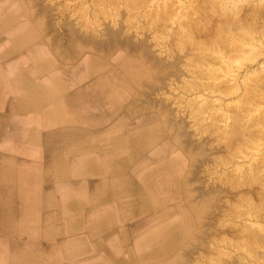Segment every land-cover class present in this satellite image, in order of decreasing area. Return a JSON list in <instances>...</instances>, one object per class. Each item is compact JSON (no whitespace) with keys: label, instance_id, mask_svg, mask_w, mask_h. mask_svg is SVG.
I'll list each match as a JSON object with an SVG mask.
<instances>
[{"label":"crops","instance_id":"obj_1","mask_svg":"<svg viewBox=\"0 0 264 264\" xmlns=\"http://www.w3.org/2000/svg\"><path fill=\"white\" fill-rule=\"evenodd\" d=\"M45 30L27 0H0V264H101L107 250L124 254L112 240L127 232L130 243L132 223L147 222L130 217L123 191L131 180L141 192L148 152L125 168L112 140L158 110L116 108L113 77L95 65L100 56L55 55Z\"/></svg>","mask_w":264,"mask_h":264},{"label":"rangeland","instance_id":"obj_2","mask_svg":"<svg viewBox=\"0 0 264 264\" xmlns=\"http://www.w3.org/2000/svg\"><path fill=\"white\" fill-rule=\"evenodd\" d=\"M28 1L30 3V6H33L34 9H37V11H39L41 13L42 12L45 13L44 21L47 23V27L49 26L50 27L49 29L52 30L51 34H52L53 43H54V40H55V42H58V44L61 42H64V43H61V45L63 44V48L66 47L65 44L67 41H69L68 38L70 39V37H74L75 35H76L75 39H73L74 42H76L77 39L83 35V33L90 35V37H93L92 35L94 34L95 38L99 37V39L101 41H103L106 39V36H108V37H110L111 35L118 36L121 33L118 37L121 39L129 40L131 42L130 45L132 44L131 46H133L132 51L134 50V52L139 54V55L143 54L140 57L142 58V56H143L144 60L143 59L142 60L144 61V64L146 66V70L144 72L139 73L137 75V78H135L133 80V83H131L132 88H133L132 91H134L139 86L138 89H139V91H142L143 97L146 99V101L151 100L150 102L154 104L153 107H157L162 113L164 112V114L167 115V118L169 119L168 123L170 122L169 128L173 129L175 131V133L176 132L178 134L180 133V136H179L180 141L183 140L182 142L185 144V146H187L188 151L192 152L193 157H195V160L193 161L194 166L192 165L191 167H194L192 169H193V171L195 170L194 172L196 174L194 173V175L190 178L189 183H190V186L193 185L192 188L194 189V191L195 190L197 191L198 187H199V190H201V191L202 190L206 191V189H207V191H209L210 188L215 190L213 195L216 199L213 198V200H214L215 204H217L216 207L217 206L218 207L216 209L214 208V210H213L215 215L211 219V223H212L211 225H212V230L214 228L215 229L219 228V229L215 230L217 232L210 235L211 239L212 240L215 239V241H211V239L209 240L210 237H208L207 238V240H208L207 249L201 250V251H199L200 253L195 254L194 258H195L196 264L198 263V260L201 262L199 264H210V261H211V264H215L216 262H214V259L212 258V256H215L216 254L218 255V252H221V250H222V253L224 251V253L227 256H228V254H229V256H233V257H235L237 255H240V256L243 255L242 251L244 252V250H241V249L239 250L236 247L234 248L228 242H227L228 244H224L220 240H221V236L224 233H226V232H223L224 231L223 229L225 228L226 222H228L227 228L229 226L232 227L234 222H237L235 224H238V223L241 224V222H245V223L249 224V222H250L248 219V217H249L248 208L250 205L249 204L250 203V201H249L250 200L249 199L250 193L249 192L246 193L247 191H239V190H241L240 189L241 187L244 189V185L243 186L240 185L241 186L240 187L239 182H238L241 180L240 176H241L242 172H245V169H247L248 162L250 163L253 161L254 158H255V160L257 158L258 162H256V163L259 164V171H262L259 173H264V170H263L264 169V167H263L264 166V163H263V161H264V145H263L264 144L263 143L264 142V134H263L264 131L263 130L264 129L261 128V126H264V123H262L261 125L257 123L258 124L257 125L255 123L252 124V122L250 121V119H251L250 117H253L252 115L253 114L255 115V112L260 110L264 113V102H263L264 101V66H263L264 60L261 62L260 58L262 57V53H258V52H260V50H261V52H263V50H264V11H263L264 0H190V1L189 0H144L145 2L142 0H139V2L142 1L139 3V4L142 3V6L138 5V2H136L135 0H114V1L113 0L112 1H110V0H96V1H94V0H45V2H44V0H38V1L37 0H31V1L28 0ZM40 1H43L41 3L44 5V7L40 3ZM257 7L259 10L257 9ZM170 8H172V9H170ZM219 8H221V9H219ZM254 8L257 11H259V13H256L257 11ZM226 10H227V12L229 11L231 13L230 14L228 12L227 17L229 18L228 15L230 14V16H231L230 19H232V20L234 18H235V20H237L239 17V14H242V15H240L243 17L242 24L246 21L244 23V26H242V24H241L242 28H240V27L235 28V29L231 28V26L229 25V23L227 21L228 18L223 17L224 15L222 12L226 11ZM159 11L162 12L164 15L167 14V16H165L166 17L165 19L163 18L164 15L162 13H160ZM191 11H193V12H191ZM48 13H50V14H48ZM144 13H146V14H144ZM190 13H192V14H190ZM232 13H233V16H232ZM161 14L163 16H161ZM244 14H245V16H244ZM255 14L258 17V19L256 16H254ZM259 14H260V16H259ZM41 16H43V15H41ZM192 17H193V19H192ZM222 18H224L227 22H225V20ZM56 20H57V22H55ZM64 20H66V22H64ZM221 20L224 22H222ZM68 21L71 23H69ZM190 23L193 25L198 23V25H199L198 26L196 24L198 27L197 31L199 30V33H198L199 37L198 38L200 40L199 39L198 40H199V42H202V45L198 47V52H201V53L197 59H196L195 55L199 54V53L197 52L196 49L195 50L192 49L194 47L190 48L189 45H192V44H190L191 43L190 41H189L190 43L188 41H186L187 37H185L187 31L190 30L189 29V27H191ZM246 23H247V25H245ZM258 23L263 24L262 30L259 31L260 33L257 32V34H256V32H255V35H254V33L251 34L252 32L251 33L249 32L250 33L249 34L248 31L246 32V30H244V28L248 29V30L249 29L252 30L251 26L258 24ZM60 24H62L61 27H60ZM71 24L73 25V27ZM104 24H106V25H104ZM221 24L222 25L224 24V25L222 26ZM227 24H228V26H227ZM249 24L251 26H249ZM55 25H57V26H55ZM65 25H67L68 27ZM202 25H203V27H202ZM58 26H59V28H58ZM62 26H64V27L62 28ZM83 26H84V28H83ZM226 26L228 27V29L226 28ZM110 27H112V28H110ZM200 27H202V28H200ZM223 27H225V28H223ZM65 28L67 29V31ZM202 29H203V31H201ZM204 30L205 31L209 30L208 34H205ZM240 31L242 34L243 33L246 34V38H244V39L239 38ZM73 32H74V34L72 35ZM70 33L72 36L69 35ZM96 33H98V35ZM106 33H109V34L106 36L103 35ZM181 34H183V36ZM210 35H212L211 38H210ZM215 35H216V37H215L216 39L214 38ZM219 35H221V36H219ZM114 36H111V37H114ZM174 36H177V38ZM122 37H124V38H122ZM202 37L208 39V40H205V41H207L205 44L203 43L205 41H203L204 39ZM212 37L214 40L212 39ZM218 37H222L223 39L221 40L219 38L220 39L219 40ZM257 38H258V40H257ZM134 40H136L137 44L135 43ZM223 40H225V41H223ZM244 40H246L247 42ZM143 42H145V43H143ZM208 42H210V44ZM188 43H189V45H187ZM142 45H144V46H142ZM227 45L229 47H227ZM234 45L235 46L237 45L238 47L240 45L239 48H241V49L236 50V47L234 48ZM87 46L88 45L83 46V48H79V50L82 52L83 50L86 49ZM259 47H260V49H259ZM226 48H229V49H226ZM255 48H256V50H255ZM111 49H115L117 51V48L115 46L111 47ZM202 50H204V52ZM241 50H243V51H241ZM190 51H192V52H190ZM194 52L196 54L193 55L192 53H194ZM230 52H231V56H232L233 52H235L232 57H230ZM86 53H87V50L85 52H83V54H86ZM121 53H124V52L122 51ZM227 53L229 54V57H228V55L226 56ZM204 54H206V55L204 56ZM235 54H237L238 56ZM254 55H256V56L258 55L259 57H256ZM157 57H159V58H157ZM194 57H195V59H194ZM146 58L155 67L154 72H152V70L150 68H147V66L149 64L147 63ZM219 59H221V60L219 61ZM255 59L257 60V63H256ZM189 60H191V62ZM165 61H166V63H165ZM251 63H253V64H251ZM174 65H175V67H174ZM256 66L258 67V69ZM157 67H158V69H157ZM245 67L246 68L248 67V68L246 69ZM249 67H250V70H249ZM195 68H197V69L195 70ZM199 69H200L201 73L199 72ZM178 70H180V71H178ZM158 71H159V73H158ZM173 71L176 73H174ZM194 71L200 73L199 74L200 76L197 75L198 73L195 75L196 72L194 73ZM210 71L213 74L212 76H211ZM220 73H222V74L219 75ZM257 73H258V75H257ZM234 74L236 77L237 76L238 77L235 78ZM240 74L242 75V77ZM246 75L249 76V78L247 77V79L250 81H248V80L243 81V80H245L244 78L246 77ZM154 76L157 80L154 78ZM220 76H221V78H220ZM228 76H230L231 79ZM217 78L219 80H217ZM160 79H162V80H160ZM193 79L197 80V81H195L194 84L191 81ZM227 79H229L228 82L225 81ZM253 79L259 82L258 83L259 86L262 85L259 88V92H258V90L250 91L249 86L251 87V84L252 83L254 84V82H256V81H252ZM198 80H199V82H198ZM210 80H211V82H210ZM230 80H231V84L229 82ZM190 81H191V83H190ZM223 81H224V83H223ZM232 81H233V83H232ZM213 82H214V84H212ZM216 82L219 85H221L223 83V85H221L222 87L217 85ZM157 83H159V84H157ZM199 83H201V84H199ZM239 83H240V85H239ZM246 83H248V84H246ZM209 84H210V86H209ZM224 84H226L227 86H224ZM205 85H207V86H205ZM194 86H195V88H194ZM215 86H216V90L214 88ZM217 86L221 87V89L218 88ZM146 87H148V88H146ZM204 87L206 89H204ZM150 88H151L152 92L150 91ZM188 88H190V89H188ZM242 88L243 89L245 88V89L243 90ZM200 89H202V90H200ZM222 89H223V91H222ZM224 89H226V90H224ZM218 90H221L222 92L218 91ZM147 91H148V93H147ZM208 91H211V92H208ZM225 91H227V93H225ZM149 92H151V93H149ZM249 92L250 93L254 92V93L249 94ZM259 93H260V95H259ZM241 94H243V95H241ZM260 96H262L263 99ZM129 97H133V95L130 94ZM235 97H239L238 99H241V102L243 101L242 104H240L241 102L237 103L238 100ZM255 97H257L258 100ZM254 98L256 99L257 102L254 101L255 100ZM189 99H192V100L189 101ZM158 100H159V102L157 104ZM229 100L230 101L232 100V101L229 102ZM234 100H237V101H234ZM259 100H261V101H259ZM244 101H246V102H244ZM251 101H252V104H251ZM232 102L234 104L237 103L239 106L236 104L234 105ZM225 103H226V108H225ZM202 104H203V106H202ZM207 104H209V105H207ZM230 105H233V107L232 106L230 107ZM250 105L252 106L250 109L251 111L249 110ZM246 106H247V109H246ZM160 107H161V109H160ZM199 107L200 108L204 107V108L200 109ZM198 108L200 110H198ZM233 108H234V110H233ZM164 109H165V111H163ZM242 109L244 111H242ZM252 109H254V110L252 111ZM218 111H220V112H218ZM248 111H249V113H248ZM233 112L241 113L242 114V115L240 114L241 116H244L246 114L244 117L240 116V119H241L240 122L242 124L243 131H244V134H242V135L239 134L240 137L237 136L238 133H236V135H234V133H233L232 136H230L228 133V130L231 127V125H230L231 120L230 119H232L233 116L235 115V113H233ZM222 113H223V115H222ZM213 114H214V116H213ZM218 114H219V116H218ZM228 114L231 117H229ZM201 116H203V117H201ZM214 118L217 120H215ZM228 121H229V123H228ZM209 124H211V125H209ZM246 124H248V125H246ZM218 125H219V127H218ZM179 127H180V129H179ZM253 128L255 129L254 131H252ZM218 130H220L219 132H221V136H220V133L217 134ZM258 130L262 133L263 136L261 135V133L259 135L256 132ZM214 131L216 134L214 133ZM165 134L168 135L167 133H165ZM227 136L229 138L232 137L233 140L236 141L235 144H234L233 140L232 141L228 140L227 142H224V140L226 138H228ZM164 138L167 139L168 136H164ZM186 138H187V140H186ZM166 139L160 140L158 138L157 139L158 141L156 140V142L154 141L153 143L149 144L146 147V149L148 150L150 155H151V152L155 149L156 145L161 144V142L162 143L166 142L167 141ZM194 140H196V142ZM262 140H263V142H261ZM222 141L224 144H221ZM190 142H191V144H190ZM254 142L256 144H254ZM200 143H202V144H200ZM196 144H198L197 146L199 148L201 147L200 150L198 149ZM251 144H252V146H251ZM260 144H262V145L259 148L258 146ZM219 145H221V146H219ZM256 145L259 149H257ZM188 146H190V147H188ZM247 147L249 148V151H248ZM237 148L238 149L240 148V150H238ZM230 149L232 152L230 151ZM242 150H243V152H242ZM174 151H176V150H172V155H175ZM245 151H247V152H245ZM244 152H245V154H244ZM250 152L256 153L257 155H251L252 153L250 154ZM223 153H225V154H223ZM247 154H249V155H247ZM259 154H261V155H259ZM228 156L229 157L231 156V158H229ZM262 158H263V160H262ZM152 163H153V161L151 160L150 165ZM150 165L148 163L147 167H149ZM242 167H244V168H242ZM236 170H238L240 173ZM227 173L229 176L226 175ZM154 175H151V176L153 177ZM222 175H223V178H222ZM225 177H226V179H225ZM221 178H222V180H221ZM262 180L263 181H260L259 185H256L257 189L255 192H253V193H255L258 200L261 199V200H259V202H261V203L264 202V200H263L264 199V197H263L264 196V189L262 191V187L264 188V185H261L262 182L264 184V178ZM199 182H200L201 187L199 185H197V183L199 184ZM223 182H224V184H223ZM233 183H235V184H233ZM230 184L232 186H229ZM207 187H209V188H207ZM245 187H246L245 190H247L246 185H245ZM175 188H177V187L175 186ZM227 188L228 189L230 188L231 192L234 194L231 196V198L222 199L221 198L222 193H219V192L220 191L222 192L223 190H225ZM236 188H238V189L236 190ZM216 190H217V192H216ZM198 191L195 193V195H197L196 196V203H197V200L200 202V199L202 198L200 196V195H202V193H200ZM235 193H237V194H235ZM256 193H259L260 195L256 194ZM246 194H248V198L245 197ZM180 198H181L180 194L179 195L177 194L175 197L170 195L169 200L166 204L169 206L172 204L173 205L179 204V203H181V202H179ZM245 198H246V200H244ZM231 199H233V200L235 199V201H233ZM257 199H255V200H257ZM193 201H195V200H193ZM232 201H233V203H232ZM238 201H240V203ZM247 201L249 203H247ZM229 203H231L232 205ZM262 204H264V203H262ZM262 204L259 205V208H258V212H260V213L257 212L258 218L260 217V219L257 218L253 222V225H254V227H256L257 232L261 231L259 233L260 235L263 233L261 238L264 239V236H263L264 235V221L262 220L263 218L261 219V217H264V205L262 206ZM225 205H226V207L228 206V208H230V214L229 215H228L227 211H225V212L222 211V209L226 208V207H224ZM242 205L244 208H242ZM172 206L168 207L167 209L164 208V210H162L161 212L166 211V210L173 211ZM237 208L239 210L241 208V210L244 211V213H246V211H247V214L245 215V217L242 216L243 217L242 218V217L236 216L237 218H235L233 211L237 210ZM260 209H262V210H260ZM231 211H232V213H231ZM157 212L160 213V210L158 209ZM238 218H240V219H238ZM228 220H230V221H228ZM223 225H224V227H223ZM218 231H220L221 233H219ZM226 234H227L226 235L227 237L229 235L232 237V239H233V236H236V237L238 236L237 234H229V233H226ZM217 235H218V237H217ZM213 236L214 237L216 236V237L214 238ZM261 238L259 240H256L255 242L253 241V246H255V249L257 250V253L259 254V256L264 255V244H263V240H261ZM212 243L215 244V246ZM257 244H258V246H257ZM230 246H232V247H230ZM208 251H209V253H208ZM215 252H216V254H215ZM213 253L215 255H212ZM230 254H232V255H230ZM207 255H208V257L206 258ZM244 255H245V252H244ZM260 257H262V256H260ZM207 259H209V262ZM192 262H193V264H195L194 260ZM242 262H245V260L243 259ZM224 264H237V263L226 262ZM239 264H242V263H239Z\"/></svg>","mask_w":264,"mask_h":264},{"label":"bare ground","instance_id":"obj_3","mask_svg":"<svg viewBox=\"0 0 264 264\" xmlns=\"http://www.w3.org/2000/svg\"><path fill=\"white\" fill-rule=\"evenodd\" d=\"M31 1V0H30ZM38 1V0H37ZM96 1V0H94ZM112 1V0H110ZM114 1V0H113ZM136 2H138V5L142 6V3L139 4L140 2L144 1H140L139 0H135ZM190 1V0H189ZM43 2V1H40V3ZM45 2V0H44ZM132 2V1H131ZM145 2V1H144ZM161 2V1H160ZM246 2V1H245ZM261 3V2H260ZM27 4L28 6H30V3L29 1L27 0ZM35 4V3H34ZM42 4V3H41ZM130 4V3H129ZM135 4V3H134ZM43 5V4H42ZM131 6V5H130ZM139 6V7H140ZM33 8V11L35 12V22L40 26V27H43L45 28L48 32H51L52 30H50L49 26L47 27V23L44 21L45 19V13H41L39 11H37V9H34L33 6H30ZM44 7V5H43ZM132 7V6H131ZM261 7V6H260ZM36 8V7H35ZM47 8V7H46ZM51 8V7H50ZM45 9V8H44ZM172 9V8H170ZM221 9V8H219ZM230 9V8H229ZM234 9V8H233ZM255 9V8H254ZM258 9V7H257ZM262 9V8H261ZM47 10V9H46ZM164 10V9H163ZM188 10V9H187ZM223 10V9H222ZM256 10V9H255ZM254 10V11H255ZM259 10V9H258ZM162 11V10H161ZM257 11V10H256ZM264 11V9H263ZM160 12V11H159ZM164 12V11H163ZM185 12V11H184ZM193 12V11H191ZM202 12V11H201ZM227 10L226 11H223V17H227V14L228 12ZM158 13V12H157ZM162 13V12H160ZM167 13V12H166ZM204 13V12H203ZM219 13V12H218ZM230 13V12H229ZM256 13H259V11H257ZM50 14V13H48ZM146 14V13H144ZM148 14V13H147ZM163 14V13H162ZM161 14V16H163ZM192 14V13H190ZM231 14V13H230ZM230 14L228 15L229 16V20L227 19L229 25L231 26V28L235 29V28H242V26H244V23L242 24L243 22V17L240 16L242 14H239V17L237 20H235V18L232 20L230 19ZM246 14V13H245ZM244 14V16H245ZM261 14V13H260ZM259 14V16H260ZM43 15V16H41ZM150 15V14H149ZM157 15V14H156ZM249 15V14H248ZM258 15V14H257ZM165 16H167V14L164 15V19L166 18ZM206 16V15H205ZM204 16V17H205ZM221 16V15H220ZM232 16H233V13H232ZM237 16V15H236ZM256 16V14L254 15ZM203 17V16H202ZM257 17V16H256ZM262 17V16H261ZM50 18V17H49ZM148 18V17H147ZM151 18V17H150ZM159 18V17H158ZM233 18V17H232ZM31 19V18H30ZM162 19V18H161ZM163 19V20H164ZM184 19V18H183ZM193 19V17H192ZM191 19V20H192ZM224 19V18H222ZM253 19V18H252ZM258 19V17H257ZM260 19V18H259ZM48 20V19H47ZM46 20V21H47ZM225 20V19H224ZM235 20V21H234ZM247 20V19H246ZM254 20V19H253ZM261 20V19H260ZM59 21V20H58ZM61 21V20H60ZM148 21V20H147ZM193 21V20H192ZM222 21V20H221ZM225 20V22H227ZM54 22V21H53ZM57 22V20L55 21ZM64 22H66V20H64ZM63 22V23H64ZM69 22V21H68ZM189 22V21H188ZM224 22V21H222ZM248 22V21H247ZM263 22V21H262ZM261 22V23H262ZM62 23V22H61ZM71 23V22H69ZM250 23V22H249ZM261 23H258V24H255L253 26H251L249 24V26H251L252 30H248V29H245L246 32L248 31V33L252 32L251 34L254 33L255 35V32L257 34L260 33L259 31L262 30V27H263V24ZM54 24V23H53ZM58 24V23H57ZM66 24V23H65ZM73 24V23H72ZM71 24V25H72ZM110 24V23H109ZM187 24V23H186ZM185 24V25H186ZM191 24V23H190ZM198 25V23H196ZM193 25L191 24V27H189L190 30L187 31L186 33V41H190L189 43L192 44V45H189V43L187 45L191 47H194L192 49H196L197 52H198V47L202 45V42H199V30L197 31V25ZM242 24V26H241ZM62 24H60V27H61ZM64 25V24H63ZM106 25V24H104ZM149 25V24H148ZM188 25V24H187ZM222 25V24H221ZM224 25V24H223ZM222 25V26H223ZM247 25V23L245 24ZM54 26V25H53ZM57 26V25H55ZM67 26V25H65ZM91 26V25H90ZM190 26V25H189ZM199 26V25H198ZM201 26V25H200ZM215 26V25H214ZM228 26V24H227ZM226 26V28L228 29V27ZM248 26V27H249ZM64 26H62L63 28ZM68 27V26H67ZM73 27V25H72ZM87 27V26H86ZM106 27V26H105ZM108 27V26H107ZM120 27V26H119ZM186 27V26H185ZM203 27V25H202ZM200 27V28H202ZM205 27V26H204ZM216 27V26H215ZM246 27V26H245ZM59 28V26H58ZM76 28V27H75ZM84 28V26H83ZM109 28V27H108ZM112 28V27H110ZM187 28V27H186ZM225 28V27H223ZM230 28V27H229ZM57 29V28H56ZM66 29V28H65ZM78 29V28H77ZM99 29V28H98ZM101 29V28H100ZM121 29V28H120ZM204 29V28H203ZM203 29L201 31H203ZM215 29V28H214ZM92 30V29H91ZM118 30V29H117ZM230 30V29H229ZM240 30V29H239ZM67 31V29H66ZM108 31V30H107ZM176 31V30H175ZM205 31V30H204ZM71 32V31H70ZM75 32V31H74ZM74 32L72 33V35L74 34ZM84 32V31H83ZM95 32V31H94ZM102 32V31H101ZM111 32V31H110ZM116 32V31H115ZM209 30L208 31H205V34H208ZM66 33V32H65ZM93 33V32H92ZM100 33V32H99ZM104 33V32H103ZM114 33V32H113ZM112 33V34H113ZM118 33V32H117ZM176 33V32H175ZM201 33V32H200ZM249 33V34H250ZM67 34V33H66ZM82 34V33H81ZM80 34V35H81ZM98 35V33H96ZM109 33H106V34H103V35H108ZM121 34V33H120ZM119 34V35H120ZM123 34V33H122ZM203 34V33H202ZM217 34V33H216ZM71 35V33L69 34ZM71 35V36H72ZM101 35V34H100ZM118 35V36H119ZM127 35V34H126ZM175 35V34H174ZM183 36V34H181ZM180 35V36H181ZM224 35V34H223ZM76 36V35H75ZM75 36L74 37H70V39L68 38L69 41L66 42V47L63 48V44L61 45V43H64V42H61L58 44V42H55L54 40V43L52 41V49H53V53L55 55H63V56H67V57H73V58H76L78 57L79 55L83 54V52H85L87 50V55H90V56H97L99 57V59H94V60H97L95 65H99V70H106L108 72V74L110 76L113 77V81L114 82L111 87V89L114 90V93H115V99H114V103H115V107L116 108H121L119 107V105H122L124 104L123 107L127 108L129 110V112L131 114L133 113H136V112H140L141 110H144V109H153V108H156L158 109L157 107H153V103H151L149 101H146V99L143 97V93L142 91H139V86L138 88H136L134 91L133 88H132V84L133 83V80L135 78H137V75L141 72H144L146 70V66L144 64V59H143V56L142 58L140 57L141 55L137 54L134 52V50L132 51V48L133 46L130 45V41L129 40H125V39H121L119 38L118 36H114V35H111V36H114V37H108L106 36V39L101 41L99 39V37L95 38L94 34L92 35L93 37H90V35H87L85 33H83L82 36H80L76 42H74L73 39H75ZM122 36V35H121ZM212 35H210V38H211ZM221 36V35H219ZM52 37V34L51 36ZM69 37V36H68ZM177 38V36H174ZM201 37V36H200ZM216 37V35L214 36V38ZM226 37V36H225ZM257 37V36H256ZM124 38V37H122ZM203 38V37H202ZM223 39L222 37H218V39ZM239 38H246V34L245 33H239ZM56 39V38H55ZM99 39V40H98ZM130 39V38H129ZM173 39V38H172ZM184 39V38H183ZM199 39V40H198ZM205 40H208L206 38H203ZM213 39V37H212ZM216 39V38H215ZM219 39V40H220ZM241 39V40H242ZM53 40V39H52ZM138 40V39H137ZM142 40V39H141ZM176 40V39H175ZM214 40V39H213ZM227 40V39H226ZM247 40V39H246ZM244 40V41H246ZM256 40V39H255ZM258 40V38H257ZM51 41V40H50ZM63 41V40H62ZM135 43L137 44L136 40H134ZM183 41V40H182ZM211 41V40H210ZM225 41V40H223ZM260 41V40H259ZM2 42V41H1ZM171 42V41H170ZM207 41L203 42L204 44L206 43ZM242 42V41H241ZM247 42V41H246ZM8 43V42H7ZM145 43V42H143ZM147 43V42H146ZM210 44V42H208ZM207 43V44H208ZM231 43V42H230ZM5 44V43H4ZM134 44V43H133ZM135 44V45H136ZM177 44V43H176ZM223 44V43H222ZM256 44V43H255ZM7 45V44H6ZM4 45V46H6ZM86 49L83 50L82 52L79 50V48H83V46H86ZM259 45V44H258ZM116 47L117 48V51L115 49H111V47ZM144 46V45H142ZM146 46V45H145ZM225 46V45H224ZM233 46V45H232ZM257 46V45H256ZM260 46V45H259ZM135 47V46H134ZM138 47V46H137ZM226 47V46H225ZM227 47H229L227 45ZM236 47V50L238 49H241L236 45H234V48ZM238 47V48H237ZM263 47V46H262ZM67 48V49H66ZM139 48V47H138ZM143 48V47H142ZM232 48V47H231ZM258 48V47H257ZM106 49V50H105ZM136 49V48H135ZM226 49H229V48H226ZM225 49V50H226ZM233 49V48H232ZM245 49V48H244ZM260 49V47H259ZM36 51V48L33 49ZM201 50V49H200ZM256 50V48H255ZM31 51V50H30ZM43 51V50H41ZM124 52V53H121V52ZM143 51V50H142ZM150 51V50H149ZM193 51V50H192ZM190 51V52H192ZM204 52V50H202ZM228 51V50H227ZM234 51V50H233ZM243 51V50H241ZM38 52V50H37ZM46 54L48 53L47 51H45ZM43 52V53H45ZM236 52V51H235ZM233 52V54L235 53ZM40 53V52H38ZM199 54H196L195 52L192 53L193 55H195L196 59L199 57L200 53L201 52H198ZM225 53V52H224ZM258 53H262V57L260 58L261 62L264 60V50L263 52H258ZM257 53V54H258ZM153 54V53H152ZM232 54V56H233ZM45 55V54H43ZM149 55V54H148ZM154 55V54H153ZM152 55V56H153ZM206 54H204L205 56ZM228 55L229 57V54L227 53L226 56ZM237 55V54H235ZM41 56V55H40ZM202 56V55H201ZM225 56V57H226ZM231 56V52H230V57ZM238 56V55H237ZM256 56V55H254ZM37 57V56H36ZM85 57V56H84ZM83 57V58H84ZM87 57V56H86ZM145 57V56H144ZM148 57V56H147ZM194 57V59H195ZM203 57V56H202ZM256 57H259L258 55ZM255 57V58H256ZM103 58V59H102ZM159 58V57H157ZM161 58V57H160ZM221 58V57H220ZM143 59V60H142ZM162 59V58H161ZM206 59V58H205ZM223 59V58H222ZM86 60V58L84 59ZM153 60V59H152ZM159 60V59H158ZM165 60V59H164ZM221 59H219L220 61ZM227 60V59H226ZM253 60V59H252ZM251 60V61H252ZM256 60V59H255ZM254 60V61H255ZM82 61V60H81ZM99 61V63H98ZM146 61L147 63L149 64L147 66V68H150L152 70V72L155 71V67L152 65V63L146 58ZM154 61V60H153ZM188 61V60H187ZM191 62V60H189ZM215 61V60H214ZM155 62V61H154ZM158 62V61H157ZM156 62V63H157ZM217 62V61H216ZM260 62V63H261ZM166 63V61H165ZM255 63V62H254ZM256 63H257V60H256ZM264 63V62H263ZM253 64V63H251ZM82 65H84V62L82 61ZM86 65V64H85ZM156 65V64H155ZM264 66V65H263ZM79 67V66H78ZM82 67V66H81ZM166 67V66H165ZM164 67V68H165ZM175 67V65H174ZM225 67V66H224ZM243 67V66H242ZM253 67V66H252ZM257 67V66H256ZM98 68H96V70H98ZM227 68V67H226ZM244 68V67H243ZM246 68V67H245ZM248 68V67H247ZM246 68V69H247ZM86 69V68H85ZM158 69V67H157ZM170 69V68H169ZM197 68H195L196 70ZM211 69V68H210ZM258 69V67H257ZM79 70V69H78ZM87 70V69H86ZM165 70V69H164ZM163 70V71H164ZM176 70V69H175ZM209 70V69H208ZM249 70H250V67H249ZM85 71V70H84ZM180 71V70H178ZM207 71V70H206ZM55 72V71H53ZM174 72V71H173ZM196 71H194L195 73ZM199 72H200V69H199ZM239 72V71H238ZM245 72V71H244ZM105 73V72H104ZM103 73V74H104ZM159 73V71H158ZM176 73V72H174ZM198 72L195 73V75L197 74ZM201 73V72H200ZM200 73H198L197 75H199ZM203 73V72H202ZM211 73V71H210ZM223 73V72H222ZM222 73H220L219 75H221ZM234 73V72H233ZM236 73V72H235ZM162 74V73H161ZM167 74V73H166ZM216 74V73H215ZM244 74V73H243ZM203 75V74H202ZM213 74L211 73V76ZM217 75V74H216ZM218 75V76H219ZM227 75V74H226ZM225 75V76H226ZM237 75V74H236ZM241 75V74H240ZM258 75V73H257ZM82 76V74H81ZM157 76V75H156ZM162 76V75H161ZM165 76V75H164ZM174 76V75H173ZM200 76V75H199ZM198 76V77H199ZM209 76V75H208ZM210 76V77H211ZM217 76V77H218ZM59 77V76H58ZM230 77V76H228ZM234 77L237 78L234 74ZM233 77V78H234ZM242 77V75H241ZM247 77L249 78V76L246 75V77L244 78L245 80L243 81H246L248 80ZM155 78V76H154ZM160 78V77H159ZM158 78V79H159ZM221 78V76H220ZM224 78V77H223ZM234 78V79H235ZM156 79V78H155ZM163 79V78H162ZM160 79V80H162ZM200 79V78H199ZM212 79V78H211ZM231 79V77H230ZM258 79V78H257ZM60 80V79H59ZM157 80V79H156ZM159 80V81H160ZM194 80V79H193ZM191 80L193 82V84L195 83V81L197 80ZM217 80H219L217 78ZM229 79L225 80L228 82ZM190 81V83H191ZM240 81V80H239ZM250 81V80H248ZM252 81H256V80H252ZM79 82V80H78ZM145 82V81H144ZM149 82V81H148ZM199 82V80H198ZM203 82V81H202ZM211 82V80H210ZM230 84H231V80L229 81ZM241 82V81H240ZM80 83V82H79ZM78 83V84H79ZM142 83V82H141ZM153 83V82H152ZM204 83V82H203ZM209 83V82H208ZM207 83V84H208ZM217 83V82H216ZM224 83V81H223ZM223 83L221 85H223ZM233 83V81H232ZM235 83V82H234ZM238 83V82H237ZM251 83V82H250ZM258 81L254 82V84L252 85L251 84V87L249 86L250 88V91H254V90H258L259 92V88L262 86H259L258 85ZM99 84V83H98ZM151 84V83H150ZM155 84V83H154ZM159 84V83H157ZM189 84V83H188ZM201 84V83H199ZM206 84V83H205ZM214 84V82L212 83ZM248 84V83H246ZM261 84V83H260ZM217 85H219L217 83ZM219 85V86H221ZM238 85V84H237ZM240 85V83H239ZM155 86V85H154ZM153 86V87H154ZM158 86V85H157ZM190 86V85H189ZM199 86V85H198ZM207 86V85H205ZM210 86V84H209ZM224 86H227L226 84H224ZM234 86V85H233ZM109 87V86H108ZM201 87V86H200ZM218 87V86H217ZM222 87V86H221ZM221 87H218L221 89ZM148 88V87H146ZM155 88V87H154ZM195 88V86H194ZM212 88V87H211ZM215 90H216V86L214 87ZM228 88V87H227ZM232 88V87H231ZM240 88V87H239ZM248 88V89H249ZM110 89V88H109ZM190 89V88H188ZM192 89V88H191ZM203 89V88H202ZM200 89V90H202ZM204 89H206L204 87ZM243 89V88H242ZM245 89V88H244ZM243 89V90H244ZM247 89V88H246ZM99 90V89H98ZM147 90V89H146ZM149 90V89H148ZM211 90V89H210ZM226 90V89H224ZM150 91H151V88H150ZM218 91H221V90H218ZM223 91V89H222ZM221 91V92H222ZM238 91V90H237ZM98 92V91H97ZM152 92V91H151ZM149 92V93H151ZM208 92H211V91H208ZM261 92V91H260ZM148 93V91H147ZM206 93V92H205ZM225 93H227V91H225ZM243 93V92H242ZM251 93H254V92H251ZM249 92V94H251ZM103 94V93H102ZM132 94L133 97H129V95ZM245 94V93H244ZM148 95V94H147ZM227 95V94H226ZM243 95V94H241ZM260 95V93H259ZM245 96V95H244ZM155 97V96H154ZM194 97V96H193ZM221 97V96H220ZM249 97V96H248ZM247 97V98H248ZM262 99L263 97L260 96ZM222 98V97H221ZM237 98V100H234V101H237L238 102H241V99H238L239 97H235ZM253 98V97H252ZM257 100L258 98L255 97ZM254 98V99H255ZM105 99V98H104ZM156 99V98H155ZM200 99V98H199ZM229 99V98H228ZM244 99V98H243ZM250 99V98H249ZM256 99L254 100L255 102ZM261 99V100H262ZM94 100V99H93ZM192 100V99H189V101ZM195 100V99H194ZM215 100V99H214ZM224 100V99H223ZM240 100V101H239ZM251 100V99H250ZM259 100V101H261ZM55 101V100H54ZM155 101V100H154ZM210 101V100H209ZM208 101V102H209ZM213 101V100H212ZM217 101V100H216ZM228 101V100H227ZM232 101V100H231ZM229 100V102H231ZM263 101V100H262ZM107 102V101H106ZM159 100L157 101V104H158ZM162 102V101H161ZM196 102V101H195ZM199 102V101H198ZM243 102V101H242ZM242 102L240 104H242ZM246 102V101H244ZM264 102V101H263ZM47 103V102H46ZM163 103V102H162ZM189 103V102H188ZM192 103V102H191ZM223 103V102H222ZM233 103V102H232ZM237 103H235L236 105H238ZM190 104V103H189ZM195 104V103H194ZM234 104V103H233ZM234 104V105H235ZM247 104V103H246ZM251 104H252V101H251ZM261 104V103H260ZM209 105V104H207ZM229 105V104H228ZM201 106V105H200ZM203 106V104H202ZM214 106V105H213ZM233 107V105H230V107ZM239 106V105H238ZM237 106V107H238ZM248 106V105H247ZM247 106H246V109H247ZM259 106V105H258ZM195 107V106H194ZM250 107V108H249ZM249 110L251 109V105L249 106ZM200 108V107H199ZM200 109H203V108H200ZM225 108H226V103H225ZM229 108V107H228ZM227 108V109H228ZM235 108V107H234ZM233 108V110H234ZM161 109V107H160ZM230 109V108H229ZM159 110V109H158ZM208 110V109H207ZM254 109H252L253 111ZM258 110V109H257ZM262 110V109H261ZM125 111V110H124ZM148 111V110H147ZM165 111V109L163 110ZM232 111V110H231ZM242 111H244L242 109ZM251 111V110H250ZM119 112V111H118ZM168 112V111H167ZM204 112V111H203ZM206 112V111H205ZM220 112V111H218ZM228 112V111H227ZM237 112V111H236ZM113 113V112H112ZM169 113V112H168ZM229 113V112H228ZM235 113V112H233ZM249 113V111H248ZM204 114V113H203ZM241 113H235V115L233 116L232 119H230V129L228 130V133L230 136H232V134L234 133V135L237 134L238 137H240L239 134H244V131H243V127H242V124L240 122V115ZM253 114V113H252ZM157 115L158 117L156 116V113L154 114V118L152 117H149L147 118V120L143 121V124L144 123H148L146 125H143L141 127L140 124L137 125L138 127L136 128V130H133V131H128V132H124L123 135H125V137L127 138H119L117 136V138H114L112 140V144L116 146V148H119V150H123L125 152V157L124 159H121V160H117L118 162L116 163H119L121 162L122 166L127 168L129 167L128 165L131 163V162H134L136 160V158L139 157L140 154H145L146 152H148V150L146 149V147L153 143L154 141L156 142V140L159 138L160 140L161 139H166V138H160L161 136H168V138L166 139L167 141L162 143L161 144H158L156 145L155 149L151 152V155L150 153L148 152V157H146V161L149 162V165H150V161L152 160L153 163L147 167L145 169V171L143 170H140L137 174V177L140 179L141 183L143 184V187L141 186V192H139L138 194H135L133 191H135L133 189V186H132V181L131 180H128V181H125L123 180L122 184H125V182L127 183V188L124 189V194L126 195H129L130 198H131V202H132V214H131V218H133L135 215H139L140 217H144L146 216V219H147V222L145 221H135L132 223V228H131V233H132V239H131V242L129 243V238L128 236L126 235V233H123L121 232V236H119V239H114L112 240L113 241V245H114V250L116 251H124L123 253L124 254H120V255H114L113 253L109 252L107 250V253H105L104 255L101 256V254H99L101 256V264H193V260L196 264V261H195V254L196 253H200L199 251L201 250H205L207 249L208 247V240L207 238L210 237L211 234L217 232L215 230H218V229H213L212 230V223H211V219L212 217L215 215V213L213 212L214 208L216 209V205L213 198L214 197V192L215 190H213L212 188L209 189V191H201L199 190V187L197 189L198 192L202 193V195H200L202 198L200 199V202L197 200V203H196V196L195 193L196 192L194 191V189L192 188V186H190V183H189V180L190 178L194 175V171L192 168L194 167H191L193 164H194V160H195V157H193V154L192 152L188 151L187 149V146H185V144L180 141V133L178 134L177 132L175 133V131L171 128H169V123H168V118H167V115L164 114V112L162 113L160 110L157 111ZM223 115V113H222ZM226 115V114H225ZM246 115V114H245ZM244 115V116H245ZM250 115V114H249ZM146 116V114H145ZM206 116V115H205ZM214 116V114H213ZM219 116V114H218ZM217 116V117H218ZM229 117H231L229 114H228ZM244 116H241V117H244ZM253 117H250V121L255 124H262L264 123V113L262 111H257L255 112V115L253 114L252 115ZM170 117V116H169ZM203 117V116H201ZM212 117V116H211ZM216 117V118H217ZM249 117V116H248ZM123 118V117H122ZM125 118V117H124ZM199 118V117H198ZM197 118V119H198ZM175 119V118H174ZM215 119V118H214ZM213 119V120H214ZM217 120V119H215ZM221 120V119H220ZM247 120V119H246ZM121 122V121H120ZM123 122V121H122ZM128 122V121H126ZM136 122V121H135ZM133 122V123H135ZM172 122V121H171ZM132 123V122H131ZM229 123V121H228ZM245 123V122H244ZM250 123V122H249ZM153 124V125H152ZM181 124V123H180ZM251 124V123H250ZM257 124V125H258ZM142 125V124H141ZM177 125V124H176ZM211 125V124H209ZM229 125V124H228ZM227 125V126H228ZM248 125V124H246ZM124 126V124H123ZM122 126V127H123ZM223 126V125H222ZM175 127V126H174ZM173 127V128H174ZM178 127V126H177ZM181 127V126H180ZM179 127V129H180ZM212 127V126H211ZM214 127V126H213ZM216 127V126H215ZM219 127V125H218ZM221 127V126H220ZM225 127V126H224ZM248 127V126H247ZM254 127V126H253ZM102 128V127H101ZM100 128V129H101ZM223 128V127H222ZM221 128V129H222ZM262 129H264V126H261ZM218 129V128H217ZM246 129V128H245ZM261 129V130H262ZM93 130V129H92ZM97 131V129H95ZM178 130V129H177ZM224 130V129H223ZM226 130V129H225ZM250 130V129H249ZM248 130V131H249ZM255 129L253 128L252 131H254ZM114 131V130H113ZM180 131V130H179ZM220 130L217 131V134L220 133V136H221V132H219ZM264 131V130H263ZM262 131V132H263ZM227 132V131H226ZM259 135H260V131H256ZM255 132V133H256ZM119 133V132H118ZM165 133H167L168 135H166ZM215 133V131H214ZM248 133V132H247ZM256 133V134H257ZM51 134V133H50ZM116 134V133H115ZM216 134V133H215ZM246 134V133H245ZM255 134V135H256ZM264 134V132H263ZM43 135V133H42ZM53 135V134H52ZM185 135V134H184ZM254 135V134H253ZM262 135V133H261ZM111 136V135H110ZM263 136V135H262ZM186 137V136H185ZM224 137V136H223ZM228 137V136H227ZM52 138H54L52 136ZM190 138V137H189ZM249 138V137H248ZM85 139V138H84ZM185 139V138H184ZM192 139V138H191ZM227 139V140H226ZM224 140V142H227L228 140L232 141L233 138H226ZM252 139V138H251ZM50 140V139H48ZM187 140V138H186ZM206 140V139H205ZM239 140V139H238ZM158 141V140H157ZM190 141V140H189ZM196 142V140H194ZM221 141V140H220ZM234 141V144H235V140ZM252 141V140H251ZM43 142V141H42ZM260 142V141H259ZM263 142V140L261 141ZM48 143V142H47ZM186 143V142H185ZM194 143V142H193ZM192 143V144H193ZM229 143V142H228ZM251 143V142H250ZM264 143V142H263ZM191 144V142H190ZM202 144V143H200ZM199 144V145H200ZM221 144H224L223 141ZM237 144V143H236ZM254 144H256L254 142ZM58 145V144H57ZM198 144H196L197 146ZM262 144H260L258 147L260 148ZM264 145V144H263ZM62 146V145H61ZM191 146V145H190ZM188 146V147H190ZM195 146V147H196ZM221 146V145H219ZM233 146V145H232ZM235 146V145H234ZM248 146V145H247ZM252 146V144H251ZM198 147V146H197ZM244 147V146H243ZM242 147V148H243ZM257 147V145H256ZM255 147V148H256ZM257 147V149H259ZM263 147V146H262ZM64 148V147H63ZM78 148V147H77ZM113 148V147H112ZM145 148V149H144ZM232 148V147H231ZM241 148V149H242ZM252 148V147H251ZM62 149V147H61ZM144 149V150H143ZM198 149L200 150L201 147ZM197 149V150H198ZM221 149V148H220ZM238 149V148H237ZM248 151H249V148L247 147ZM66 150H68V147L66 148ZM84 150V149H83ZM113 150V149H112ZM116 150V149H115ZM172 150H176L174 151L175 152V155H172ZM193 150V149H192ZM195 150V149H194ZM233 150V149H232ZM240 150V148L238 149ZM246 150V149H245ZM261 150V149H260ZM59 151V150H58ZM71 151V150H70ZM73 151V150H72ZM145 151V152H144ZM216 151V150H215ZM221 151V150H220ZM223 151V150H222ZM231 151V149H230ZM235 151V150H234ZM110 152V151H109ZM229 152V151H228ZM232 152V151H231ZM240 152V151H239ZM243 152V150H242ZM247 152V151H245ZM244 152V154H245ZM105 153V152H104ZM212 153V152H211ZM216 153V152H215ZM252 152H250L251 154ZM96 154V153H95ZM98 154V153H97ZM117 154V152H116ZM225 154V153H223ZM240 154V153H239ZM262 154V153H261ZM259 154V155H261ZM108 155V153H107ZM113 155V154H112ZM115 155V154H114ZM113 155V157H114ZM249 155V154H247ZM246 155V156H247ZM251 155H257L256 153H252ZM263 155V154H262ZM63 156V155H62ZM61 156V157H62ZM99 156V155H98ZM101 156V155H100ZM145 156V155H144ZM224 156V155H223ZM242 156V155H241ZM206 157V156H205ZM229 157V156H228ZM245 157V156H244ZM258 157V156H257ZM71 158V157H70ZM99 158H102V157H99ZM231 158V156L229 157ZM261 158V157H260ZM66 159V157H65ZM201 159V158H200ZM243 159V158H242ZM106 160V159H105ZM109 160V159H108ZM111 160V159H110ZM263 160V158H262ZM252 161V160H251ZM58 162V161H57ZM103 162V161H102ZM110 162V161H109ZM199 162V161H198ZM219 162V161H218ZM258 162L257 158L255 160V158L253 159L252 162H248V166H247V169H245V172H242L241 174V180L238 181L239 182V186L240 185H244V189L241 187L239 191H247L246 193H250V197H249V201L250 203L247 201V203H249V208H248V219H249V224L248 223H245V222H241L238 223V224H235L237 222H234V224L231 226H229L227 228V225H228V222H226L225 224V228L222 230L223 232H226V233H229V234H237L238 236H233V239L231 236L228 235V237L226 236L227 234L226 233H222L223 235L221 236V240L224 244H230L232 245L234 248L236 247L237 249H241V250H244L245 252V255H244V252L242 251L243 255H237L235 257L233 256H228L224 253H222V250L221 252H218V255L213 253L212 255H215V256H212V258L214 259V262H216L215 264H224L226 262H229V263H242V264H264V255H260L262 257L259 256V254L257 253V250L255 249V246H253V241L255 242L256 240H259L261 237H262V234L260 235L259 232H257L256 230V227H254L253 225V222L258 218V208H259V205H261L262 203L264 202H259V200L261 199H257L255 193L256 189H257V186L256 185H259L260 184V181H263L262 179L264 178V173H259V172H262V171H259V164L256 163ZM192 163V164H191ZM264 163V161H263ZM54 164V163H53ZM104 164V162H103ZM120 164V163H119ZM117 164V165H119ZM247 164V163H246ZM245 164V165H246ZM39 165V164H38ZM120 166V165H119ZM190 166V167H189ZM194 166V165H193ZM58 167V166H57ZM196 167V166H195ZM264 167V166H263ZM53 168H54V165H53ZM56 168V167H55ZM59 168V167H58ZM244 168V167H242ZM63 169V168H62ZM240 169V168H239ZM263 169V168H262ZM135 171V169H133ZM261 170V169H260ZM264 170V169H263ZM25 171V170H24ZM50 171V170H49ZM238 171V170H236ZM241 171V170H240ZM239 172V171H238ZM237 172V173H238ZM25 173V172H24ZM32 173V172H31ZM240 173V172H239ZM155 174V175H154ZM196 174V173H195ZM230 174V173H229ZM22 175V174H21ZM40 175V174H39ZM44 175V174H43ZM55 175V174H54ZM151 175H154L153 177ZM198 175V174H197ZM228 175V173L226 174ZM11 176V175H10ZM14 175H12L11 177H13ZM196 176V175H195ZM229 176V175H228ZM20 178L17 177V179ZM222 178H223V175H222ZM221 178V180H222ZM3 179V178H2ZM13 179V178H12ZM226 179V177H225ZM238 179V178H237ZM19 180V179H18ZM16 181V182H19V181ZM22 180V179H21ZM118 183H117V187H118V184H120V178L116 180ZM224 181V180H223ZM235 181V180H234ZM22 182V181H21ZM46 182V181H44ZM197 182V181H196ZM201 182V181H200ZM200 182L199 184L197 183V185H200ZM203 182V181H202ZM227 182V181H226ZM229 183V182H228ZM231 183V182H230ZM18 184V183H17ZM45 184V183H44ZM139 184V183H138ZM224 184V182H223ZM232 184V183H231ZM229 185V186H232V185ZM235 184V183H233ZM15 185V184H14ZM227 185V184H226ZM245 185L247 186V190ZM261 185H264L263 182L261 183ZM40 186V185H38ZM175 186L177 188H175ZM195 186V185H194ZM204 186V185H203ZM210 186V185H209ZM236 186V185H235ZM234 186V187H235ZM9 187V186H8ZM20 187V186H19ZM43 187V186H42ZM212 187V186H211ZM238 187V186H237ZM262 187V186H261ZM260 187V188H261ZM14 188V187H13ZM28 188V187H27ZM49 188V187H48ZM209 188V187H207ZM223 188V187H222ZM259 188V187H258ZM8 189V188H7ZM47 189V188H46ZM176 189V190H175ZM235 189V188H234ZM238 188H236L237 190ZM263 187H262V191H263ZM10 190V189H8ZM213 190V191H212ZM20 191V190H18ZM17 192V191H16ZM40 192V191H39ZM45 192V191H44ZM119 192H122L119 190ZM217 192V190H216ZM219 192V191H218ZM235 192V191H234ZM199 193V194H200ZM219 193H222L221 194V198L222 199H227V198H231V196L234 194L231 192L230 188L228 189H225L223 190L222 192L220 191ZM17 194V193H16ZM39 194V193H38ZM44 194V193H43ZM103 194L105 193H102L101 196L103 197ZM179 195L181 196V198L179 199L181 203L179 204H172L170 206L173 207V211H163L161 212L162 210L167 209L168 207H170L169 205H167L166 203L168 202L169 200V196L172 195L173 197H175L176 195ZM237 194V193H235ZM256 194H259V193H256ZM219 195V194H218ZM260 195V194H259ZM18 196V195H16ZM23 197V196H22ZM219 197V196H218ZM248 198V194H246V196ZM264 197V196H263ZM12 198V197H11ZM20 198V196L18 197ZM17 198V199H18ZM38 198V197H37ZM42 198V197H41ZM199 198V197H198ZM5 199V197H4ZM28 199V198H27ZM216 199V198H215ZM240 199V198H239ZM257 199V200H255ZM43 200V199H42ZM195 200V201H193ZM233 200V199H231ZM230 200V201H231ZM238 200V199H237ZM246 200V198L244 199ZM264 200V199H263ZM38 201V199H37ZM235 201V199L233 200ZM232 201V203H233ZM241 201V200H240ZM240 201H238L240 203ZM28 202V201H27ZM43 202V201H42ZM224 202V201H223ZM243 202V201H242ZM10 204V202H8ZM12 203H15V202H12ZM36 203V202H35ZM5 204V203H4ZM7 204V203H6ZM28 204V203H27ZM42 204V203H41ZM231 204V203H229ZM40 205V204H39ZM232 205V204H231ZM245 205V204H244ZM264 204H262L263 206ZM10 206V205H9ZM18 206H20L18 204ZM22 206V205H21ZM221 206V205H220ZM23 207V206H22ZM37 207V206H36ZM226 207V205L224 206ZM231 207V206H230ZM241 207V206H240ZM32 208V207H31ZM44 208V207H43ZM157 208V209H156ZM221 208V207H220ZM233 208V207H232ZM242 208L243 205H242ZM37 209V208H35ZM56 209V208H55ZM160 210V213L157 212V210ZM247 209V208H246ZM263 209V208H262ZM260 209V210H262ZM5 210V209H4ZM8 210V208H7ZM6 210V211H7ZM39 210V209H37ZM15 211V210H14ZM43 211V210H42ZM168 211V212H167ZM223 212L227 211L228 215L230 214V208H228V206L224 209H222ZM221 211V212H222ZM246 211V210H245ZM5 212V211H4ZM8 213V212H6ZM37 213V212H36ZM212 213V214H211ZM217 213V212H216ZM226 213V214H227ZM232 213V211H231ZM234 215H235V218L237 217H242L247 214V211L246 213H244V211L240 210L237 208V210H234L233 211ZM260 213V212H258ZM9 214V213H8ZM12 214V213H11ZM56 214V212H55ZM220 214V213H219ZM224 214V213H223ZM7 215V214H6ZM225 216V215H224ZM233 216V215H232ZM237 216V217H236ZM227 217V216H226ZM215 218V217H214ZM233 218V217H232ZM243 218V217H242ZM263 218V219H262ZM7 219V218H6ZM142 219V218H141ZM240 219V218H238ZM260 219V217L258 218ZM261 219L264 221V217H261ZM230 221V220H228ZM257 222V221H256ZM222 223V222H221ZM224 223V222H223ZM231 223V222H230ZM109 223L105 224V225H108ZM263 224V223H262ZM103 224H101L102 226ZM217 225V224H216ZM222 225V224H221ZM224 227V225H223ZM7 228V226H6ZM9 229V227H8ZM51 232V231H50ZM219 233H221L220 231H218ZM241 236H240V235ZM62 235V234H61ZM60 236V235H59ZM219 236V237H220ZM264 236V235H263ZM51 237V236H50ZM214 237V236H213ZM216 237V236H215ZM214 237V238H215ZM218 237V235H217ZM213 238V239H214ZM211 239V237L209 238V240ZM98 240V239H97ZM261 240H263V244H264V239L261 238ZM211 241H215L211 239ZM62 243L65 242V240L61 241ZM228 242V243H227ZM221 243V242H220ZM50 244V243H49ZM213 244V243H212ZM60 245V244H59ZM63 245V244H62ZM92 245V244H91ZM211 245V244H210ZM215 246V244H213ZM223 245V244H222ZM64 246V245H63ZM225 246V245H224ZM223 246V247H224ZM230 246V247H232ZM258 246V244H257ZM48 247V246H47ZM61 249H62V246H60ZM110 250L113 251V246L111 245L110 246ZM46 248V247H45ZM94 248V247H93ZM212 248V247H211ZM222 248V247H221ZM228 248V247H227ZM233 248V249H234ZM51 249V248H50ZM49 249V250H50ZM212 250V249H211ZM225 250V249H224ZM238 250V251H239ZM10 251V250H9ZM210 251V250H209ZM208 251V253H209ZM230 251V250H229ZM237 251V250H236ZM30 252V251H29ZM47 252V250H46ZM101 252V251H100ZM211 252V251H210ZM213 252V251H212ZM234 252V251H233ZM230 253V252H229ZM240 253V252H239ZM205 254V253H204ZM203 254V255H204ZM222 254V255H221ZM226 256H225V255ZM237 254V253H236ZM241 254V253H240ZM263 254V253H262ZM27 255V254H26ZM210 255V254H209ZM224 255V256H223ZM232 255V254H230ZM234 255V254H233ZM9 256V255H8ZM18 256V255H17ZM22 257V256H21ZM88 257V256H87ZM98 257V256H97ZM208 257V255L206 256V258ZM90 258V257H89ZM95 258V257H94ZM93 258V259H94ZM87 259V258H86ZM245 260V262H242V260ZM197 260V259H196ZM208 262H209V259H207ZM23 261V260H22ZM16 262V261H15ZM11 263V262H9ZM201 263L199 260H198V263L199 264ZM203 263V262H202ZM12 264V263H11ZM20 264V263H19ZM210 264H211V261H210Z\"/></svg>","mask_w":264,"mask_h":264}]
</instances>
